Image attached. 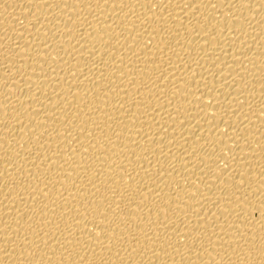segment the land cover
Segmentation results:
<instances>
[{"label":"bare ground","instance_id":"1","mask_svg":"<svg viewBox=\"0 0 264 264\" xmlns=\"http://www.w3.org/2000/svg\"><path fill=\"white\" fill-rule=\"evenodd\" d=\"M0 264H264V0H0Z\"/></svg>","mask_w":264,"mask_h":264}]
</instances>
